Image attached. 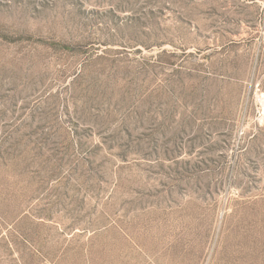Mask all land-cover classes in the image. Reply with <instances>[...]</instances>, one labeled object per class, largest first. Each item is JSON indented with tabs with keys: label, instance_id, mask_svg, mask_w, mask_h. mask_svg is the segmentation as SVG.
I'll return each mask as SVG.
<instances>
[{
	"label": "rangeland",
	"instance_id": "rangeland-1",
	"mask_svg": "<svg viewBox=\"0 0 264 264\" xmlns=\"http://www.w3.org/2000/svg\"><path fill=\"white\" fill-rule=\"evenodd\" d=\"M0 264H264V0H0Z\"/></svg>",
	"mask_w": 264,
	"mask_h": 264
}]
</instances>
